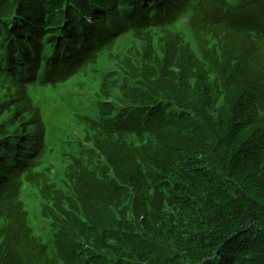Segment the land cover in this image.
I'll use <instances>...</instances> for the list:
<instances>
[{
  "label": "trees",
  "instance_id": "16d2710c",
  "mask_svg": "<svg viewBox=\"0 0 264 264\" xmlns=\"http://www.w3.org/2000/svg\"><path fill=\"white\" fill-rule=\"evenodd\" d=\"M0 264H264V0H0Z\"/></svg>",
  "mask_w": 264,
  "mask_h": 264
},
{
  "label": "rangeland",
  "instance_id": "374dc122",
  "mask_svg": "<svg viewBox=\"0 0 264 264\" xmlns=\"http://www.w3.org/2000/svg\"><path fill=\"white\" fill-rule=\"evenodd\" d=\"M30 222L32 225H36L39 229L44 230L43 228H41L39 223H37L31 216H30Z\"/></svg>",
  "mask_w": 264,
  "mask_h": 264
}]
</instances>
